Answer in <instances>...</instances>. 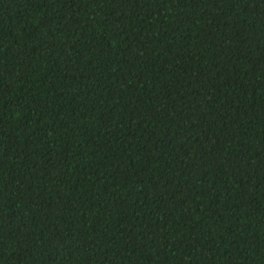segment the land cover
<instances>
[{
	"label": "trees",
	"instance_id": "obj_1",
	"mask_svg": "<svg viewBox=\"0 0 264 264\" xmlns=\"http://www.w3.org/2000/svg\"><path fill=\"white\" fill-rule=\"evenodd\" d=\"M0 264H264V0H0Z\"/></svg>",
	"mask_w": 264,
	"mask_h": 264
}]
</instances>
